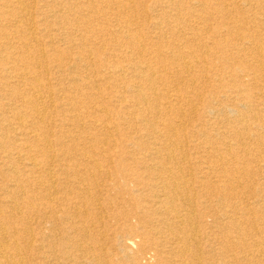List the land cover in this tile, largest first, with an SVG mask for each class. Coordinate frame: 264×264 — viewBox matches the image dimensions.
<instances>
[{
  "label": "bare ground",
  "instance_id": "obj_1",
  "mask_svg": "<svg viewBox=\"0 0 264 264\" xmlns=\"http://www.w3.org/2000/svg\"><path fill=\"white\" fill-rule=\"evenodd\" d=\"M239 4L0 0V264H264V21L209 24ZM234 31L221 108L199 41Z\"/></svg>",
  "mask_w": 264,
  "mask_h": 264
},
{
  "label": "rangeland",
  "instance_id": "obj_2",
  "mask_svg": "<svg viewBox=\"0 0 264 264\" xmlns=\"http://www.w3.org/2000/svg\"><path fill=\"white\" fill-rule=\"evenodd\" d=\"M239 3L241 4L237 5L236 8H233V10L236 11V13L234 12L231 14L233 16L230 18V20L224 19L221 16H219V14H216L215 16L216 18L214 17L215 19H211L209 24H211V26L213 27H220L221 29L230 27L233 28L234 30L236 29L234 27L239 25V26H243L241 31H244L247 28L246 26H249L251 24H252L251 26L255 25L256 24L254 22L255 20L264 21L263 20L264 18L260 16L261 12L264 11V0H239ZM144 7H145L144 4L143 6L142 5L135 6L136 10H138L140 13L142 12V9ZM254 16H257L256 19L254 18L255 20L251 21V18L253 19ZM110 17L113 20L115 19V15H111ZM245 19L248 22L249 21L251 22L246 23ZM235 32L236 31H234L233 34L230 36L223 34L217 39L210 38L209 35H203V39H200L199 41L200 45L202 44L207 45V48L209 50L208 53L205 54L208 57V60L210 61L208 66L212 68L216 73H219V75L211 76L212 75L211 71L210 72L208 71L206 72V75H208L209 78L208 77L203 79L200 78V84L202 86V90L204 94L203 97L205 95L208 96L211 92L215 93L216 94L215 96L219 99H223L225 97V94L231 96L228 98L229 99L228 101H225L226 104H223V106L219 104L221 108H224L225 106L226 107L229 106L231 101L230 99H234V97L236 96V92L233 90V88H229L227 89V92L224 93L222 91H224L226 88L225 87H224L225 89L221 88L220 84L225 85V82H228L227 86H233V84H235L233 79L237 80V74H240L239 72L236 73L233 70V68L237 66L241 60H246L247 63L254 62L253 50H252V54H250L248 51L239 52L238 45L240 43H237L239 42L236 39L238 35ZM262 36L264 37V35H261V39L259 40L264 42V38ZM180 38L182 37L175 38L177 43ZM262 63L264 64V61H262ZM250 71L253 72V70ZM222 78L224 80L220 82V79ZM254 78L255 79L250 80L249 77H247L246 78L247 80L245 79V81L249 82L250 85L253 84L252 86H247V87L245 85L246 88L245 92L251 94L252 96L255 94L257 95L256 97H253L254 99H256V101H253V103H257L258 110L264 112V104H262L261 102L264 101V76L262 75L261 72H256ZM199 103H200L199 108H201L202 107L201 102L199 101ZM204 103H207V101ZM213 103L216 104V100H214ZM123 187L124 186H122V188H120V190H118L117 192L119 196L125 197L126 194L125 191L123 190ZM109 211H110V207H109Z\"/></svg>",
  "mask_w": 264,
  "mask_h": 264
}]
</instances>
